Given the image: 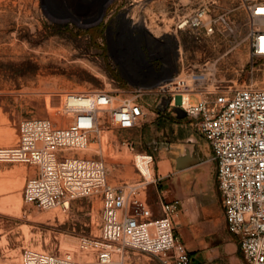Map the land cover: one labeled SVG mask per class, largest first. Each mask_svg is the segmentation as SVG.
<instances>
[{
  "label": "built area",
  "instance_id": "obj_1",
  "mask_svg": "<svg viewBox=\"0 0 264 264\" xmlns=\"http://www.w3.org/2000/svg\"><path fill=\"white\" fill-rule=\"evenodd\" d=\"M238 11L244 13L243 24L236 20ZM174 26L177 67L168 80L135 87L117 103L111 90L68 92L60 105L62 115L71 118L68 124L25 118L17 125L16 143L0 146V162L34 167L22 190L26 203L67 208L81 197L102 200L99 234L79 238V251L92 260L82 261L72 251L26 247L19 261L6 264H111L115 255L117 264H129L130 250L152 254L162 264H197L175 232L180 199L162 200L159 216L149 205L147 188L158 178L149 179L142 166H152V153L135 156L142 179L118 184L109 180L102 158L81 155L92 134L105 126L131 130L144 124L151 108L142 95L148 92L194 119L216 162L228 229L248 264H264V87L239 83L234 60L242 48L252 59L264 58V0H238L224 8L207 0L178 15Z\"/></svg>",
  "mask_w": 264,
  "mask_h": 264
},
{
  "label": "rangeland",
  "instance_id": "obj_2",
  "mask_svg": "<svg viewBox=\"0 0 264 264\" xmlns=\"http://www.w3.org/2000/svg\"><path fill=\"white\" fill-rule=\"evenodd\" d=\"M55 1L56 6L52 5ZM205 1L112 0L107 5V14H124L131 24L142 26L143 22L142 27H145L153 47H164L166 55L170 56L178 15L190 12ZM217 1L220 8L238 4V0ZM85 12L81 5L69 7L67 0H0V146L16 143L17 125L25 118L48 117L58 124H68L71 118L60 111L62 99L68 92L111 90L117 103L120 98L130 95L135 87H142L117 76L119 62L106 46V20L98 30L90 29L91 23L82 18ZM62 13L74 14L79 23L60 21L57 15ZM236 20L243 24L245 16L242 11L237 12ZM154 36L159 40H154ZM119 53V61L127 68L137 64L131 54ZM234 60L238 62L239 83L264 87V58L252 59L242 48ZM243 64L244 70L241 69ZM142 99L151 108L144 124L131 130L105 126L100 133L92 134L81 155L102 158L109 168V180L118 184L122 179H142L134 163L135 156L139 152L152 153L155 160L151 167L146 166L148 178L156 176L158 166L162 174L176 172L170 179V188L180 194L195 195L199 203L217 209L222 215L218 187L202 186L209 172L213 173L211 180L216 172V162L209 160L208 141L195 127H182L160 95L148 92L142 95ZM186 137H190L189 141ZM125 140L135 143L130 146L123 143ZM185 146L199 154L201 162L178 169L176 157L181 155ZM166 159L171 165L165 162ZM33 173L34 167L30 164L0 162V264L19 261L26 247L53 252L72 251L82 261L92 260L91 256L79 251V238L99 234L100 196L77 198L67 208L61 205L39 208L26 203L22 197L25 181ZM153 186L154 183L148 185L150 193ZM212 218L214 212L207 220L190 225L189 232L191 235L199 230L207 233L208 246L205 249L218 255L204 261L197 254L194 262L248 264L236 235L221 228L222 216L214 218L215 231H208L206 222ZM229 233L233 238H228ZM117 259L115 255L111 264H117ZM128 262L162 264L152 254L133 250L129 251Z\"/></svg>",
  "mask_w": 264,
  "mask_h": 264
},
{
  "label": "flooded vegetation",
  "instance_id": "obj_3",
  "mask_svg": "<svg viewBox=\"0 0 264 264\" xmlns=\"http://www.w3.org/2000/svg\"><path fill=\"white\" fill-rule=\"evenodd\" d=\"M102 4L103 0H67L69 7L75 8L81 5L86 10L82 18L91 23L88 28L98 30L104 20H106V46L109 50H112L119 62L117 76L127 81L131 79L141 82L175 71L177 67V52L174 45L170 47V56L167 55L165 59L160 60L159 52L152 50L151 39L142 26L131 24L125 15L119 12L108 15L107 9L103 16L100 17ZM125 46H129V48ZM123 48H125L124 51H119ZM119 52L131 54L136 59L137 64L130 69L127 68L119 61Z\"/></svg>",
  "mask_w": 264,
  "mask_h": 264
},
{
  "label": "crops",
  "instance_id": "obj_4",
  "mask_svg": "<svg viewBox=\"0 0 264 264\" xmlns=\"http://www.w3.org/2000/svg\"><path fill=\"white\" fill-rule=\"evenodd\" d=\"M152 50H157L159 52V55L161 57V59H165L166 58V50L164 47L161 48H152ZM162 102L164 103L165 106H167L168 109H172L173 113L176 115V117L179 119V124L182 127H186V128H190L192 129L193 127L196 128L195 126V121L194 119L188 117L187 115H183V116H179V114L176 111V106L170 105L168 102H166L165 100H162ZM197 130V128H196ZM198 131V130H197ZM192 137V136H190ZM190 137H186L185 139H187L189 141ZM209 143V142H208ZM193 144V141H192ZM210 145V144H209ZM185 152H189V153H193L197 156L198 158V162H196L195 164L189 166V167H193L194 165H197L198 163L201 162V157L199 154H196L194 150L189 151L188 148L185 146L182 153L184 154ZM211 155H212V151H211V147H210V157L209 160L211 159ZM178 157V156H177ZM176 157V159H177ZM165 162L169 165H171V161L169 159H166ZM176 166V165H175ZM177 168V166H176ZM160 168L158 166L157 168V172H155L156 177L158 178L157 181L152 182L154 183L153 186V191L150 193L148 191L147 188V199L149 202V205L152 207L153 212L155 214V216H159L162 215V210H161V201H172L176 198L180 199V206L179 209L176 211V213L174 214L173 220H174V224H175V232L176 235L179 237V239H181L186 247L188 248V250L191 252L192 257L194 258L197 254L199 256H201V258H203L204 261L206 260H210L211 258L215 257L218 255V253L216 252H210L207 249V233L204 234L205 232H201L200 230L197 232H193L191 235L189 230H190V225H196V223L198 224L199 222H201L202 220H207V218L209 216H211L212 212H214V218H218V216H222L223 220L221 222V228H223L224 230H228V226L226 223V219H225V215H224V209H223V203H222V215L218 214V210L210 207L207 204H202L199 203L197 201V198L195 195H187V194H180L178 193L176 190H173L172 188H170L169 184L171 182V180L173 179V176L176 172H166V173H161L159 172ZM197 173V172H194ZM212 172H209V175L207 176L206 179H203L204 181H202V186L203 187H208L211 188L214 185L217 186V179H216V172H214V179L211 180L212 177ZM200 176V174H199ZM171 179V180H170ZM151 184V183H150ZM195 187H197L195 185ZM218 187V186H217ZM212 218L210 221H207V226H209V232H214L215 231V219ZM211 227V228H210ZM211 229V230H210ZM228 238H233L230 233L227 234ZM238 241L239 244V240L237 237H235ZM240 247V245H239ZM228 253H232V250H227ZM233 257V256H232Z\"/></svg>",
  "mask_w": 264,
  "mask_h": 264
},
{
  "label": "water",
  "instance_id": "obj_5",
  "mask_svg": "<svg viewBox=\"0 0 264 264\" xmlns=\"http://www.w3.org/2000/svg\"><path fill=\"white\" fill-rule=\"evenodd\" d=\"M112 0H103V4L101 7V13H100V17L103 16V14L105 13L106 9H107V5L111 2ZM52 5H57L56 1L52 4ZM51 6V5H50ZM57 16H59L60 21H64V22H75V23H79L77 16H75L72 13H62V14H58ZM172 76V73L169 74H163V75H159L156 76L153 79H148V80H144L141 82H137V81H133L131 79H129V83L135 86H142L145 88H153L156 87L157 85H159L160 83L168 80L170 77ZM176 111L179 114V116H183L186 115L185 111L180 108L179 106H176ZM196 162H198V158L195 154H191L189 152H185L184 154H181L177 157L176 159V166L178 169H184L187 168L193 164H195Z\"/></svg>",
  "mask_w": 264,
  "mask_h": 264
},
{
  "label": "bare ground",
  "instance_id": "obj_6",
  "mask_svg": "<svg viewBox=\"0 0 264 264\" xmlns=\"http://www.w3.org/2000/svg\"><path fill=\"white\" fill-rule=\"evenodd\" d=\"M142 26H143V22H142ZM143 28L145 29V27H143ZM153 39L156 40V41L159 40V39L155 38V36H154ZM142 170H143L144 173H148V172H147V169H146V166H142ZM145 175H146V174H145ZM146 176H147V175H146ZM151 177H152V176H151ZM151 177H150V178H151ZM150 178H149V179H150Z\"/></svg>",
  "mask_w": 264,
  "mask_h": 264
}]
</instances>
